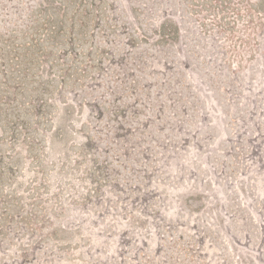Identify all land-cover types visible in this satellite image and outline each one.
Returning <instances> with one entry per match:
<instances>
[{
    "label": "rangeland",
    "instance_id": "rangeland-1",
    "mask_svg": "<svg viewBox=\"0 0 264 264\" xmlns=\"http://www.w3.org/2000/svg\"><path fill=\"white\" fill-rule=\"evenodd\" d=\"M0 264H264V0H0Z\"/></svg>",
    "mask_w": 264,
    "mask_h": 264
}]
</instances>
